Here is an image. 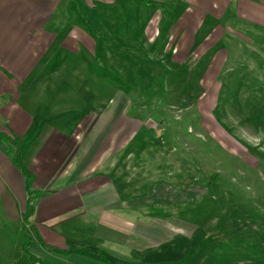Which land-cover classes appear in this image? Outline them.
Listing matches in <instances>:
<instances>
[{"label":"crops","instance_id":"0c3cea01","mask_svg":"<svg viewBox=\"0 0 264 264\" xmlns=\"http://www.w3.org/2000/svg\"><path fill=\"white\" fill-rule=\"evenodd\" d=\"M244 22L264 27V0H0V182L20 187V197L10 189L20 213L35 196L27 225V211L20 218L34 255L51 264L175 256L179 222L146 209L175 207L177 190L142 193L151 182L146 154L163 158L148 136L161 112L153 78L264 88V32L244 34ZM255 56L263 65H251ZM110 72L127 83L138 73L131 93L116 97L115 81L101 76ZM133 105L156 115L135 116Z\"/></svg>","mask_w":264,"mask_h":264},{"label":"rangeland","instance_id":"374dc122","mask_svg":"<svg viewBox=\"0 0 264 264\" xmlns=\"http://www.w3.org/2000/svg\"><path fill=\"white\" fill-rule=\"evenodd\" d=\"M81 11L79 6L76 12L70 10L69 16L77 17ZM126 11L119 9L120 16L124 17ZM248 26L254 32H264L263 26L246 22L239 24L238 29L241 27L244 34H249ZM246 50L244 47L243 51ZM260 50L262 57L264 48ZM259 56L248 58L254 59L252 66L263 65L258 63ZM168 66L165 63V72ZM260 70L263 72L262 67ZM121 75L101 74L111 86L116 84V91L131 93L129 88L134 89L139 74L131 73L130 80L134 75L135 79L128 83L117 79ZM262 75L260 72V83L264 85ZM178 78L182 75L168 73L163 78L157 74L153 78L157 80L155 85H162L158 89L161 112L157 119L153 118L154 130L148 136L153 147L161 148L163 158L159 154L151 161L146 154L149 159L143 171L151 182L142 190L147 197L156 191L154 186L157 191L163 185L177 190L175 207L165 205L169 208L165 209L158 205L146 209L149 214L159 215L161 221L170 216L179 222V226L175 224V256L149 257L140 263L126 259L123 264H264V88L241 84L234 89L212 90L199 89L197 83L182 88ZM142 82L145 84L143 79ZM119 94L118 91L116 97ZM142 113L148 117L156 115L151 108L140 112L133 105L131 114ZM144 138L139 136L136 143L140 145ZM156 159L160 161V171L154 169ZM16 188L20 187H12L5 180L0 182V264H30L23 250L25 235L30 230L26 226L23 231L28 232L22 235L28 222L24 220V226L20 223L22 214H28V207L22 202L20 213V208L10 202L15 196L11 191L20 197ZM36 203L33 195V209ZM102 257L109 260L107 255Z\"/></svg>","mask_w":264,"mask_h":264},{"label":"trees","instance_id":"16d2710c","mask_svg":"<svg viewBox=\"0 0 264 264\" xmlns=\"http://www.w3.org/2000/svg\"><path fill=\"white\" fill-rule=\"evenodd\" d=\"M33 212H34L33 206L31 204V200H29L28 201V214L26 216L25 221H27L33 215ZM23 234L25 235V232L24 231H23ZM25 238H26L27 242L24 243L23 250L27 253L26 254L27 262L30 263V264H51L49 261L44 260V259H42V258L34 255L31 252V250H30V248L32 246L31 239L27 236V234L25 235ZM101 259L102 258H100V260Z\"/></svg>","mask_w":264,"mask_h":264}]
</instances>
